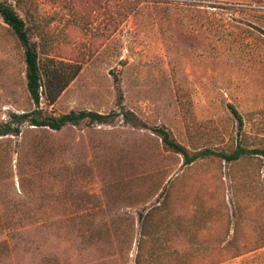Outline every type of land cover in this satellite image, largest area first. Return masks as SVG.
Instances as JSON below:
<instances>
[{"label":"rangeland","instance_id":"1","mask_svg":"<svg viewBox=\"0 0 264 264\" xmlns=\"http://www.w3.org/2000/svg\"><path fill=\"white\" fill-rule=\"evenodd\" d=\"M15 9L34 23L41 72L80 66L54 112L118 115L0 137V264H134L141 237L142 264H209L235 247L256 249L215 264H264V160L183 167L152 133L192 151L264 148V0ZM32 108L23 50L0 18V120Z\"/></svg>","mask_w":264,"mask_h":264},{"label":"trees","instance_id":"2","mask_svg":"<svg viewBox=\"0 0 264 264\" xmlns=\"http://www.w3.org/2000/svg\"><path fill=\"white\" fill-rule=\"evenodd\" d=\"M202 1L229 3L231 1L238 0ZM20 7L21 0H0V18L9 28L17 43L23 50V60L25 64V89L33 108L21 113H10L7 120H0V137H18L21 134L22 127L24 126L32 127L37 130L60 132L67 127L80 126L81 123L85 121L91 123H106L109 121L110 117L118 115L111 113L110 115L105 116L84 110L71 111L66 114H57L54 112L52 108L54 103L70 82L79 74L80 66L76 64L57 62V64L53 65V68L51 67L50 70L41 72L38 58V45L32 41L35 37L36 28L34 23L29 20V24H27L26 20L19 15L15 8ZM228 107L231 114L237 120L240 130L242 127L241 117L232 106ZM122 115L125 120H129L128 114L124 113ZM152 133L159 138L164 151L178 155L182 159L183 167H191L196 163L203 161L227 163L228 165H232L239 161L248 162L254 160L260 161L261 159L264 160V148L248 149L238 143L234 148L228 151H216L211 149L192 151L178 143L170 131L164 127H155L152 129ZM260 163L261 167H264V162ZM161 205L162 204L159 203L156 208L152 209L159 210ZM149 215L150 212H146L144 216H140L139 220L141 225L148 219ZM140 235L142 236L143 234L141 233ZM227 237L229 236H226V238ZM235 241L236 236L233 233L230 239H226L221 242L225 243L221 249L224 250L232 244L235 245ZM144 244L145 241L143 237H141L138 242L134 264L143 263L142 257L144 254ZM261 247H264V245H261ZM251 249L245 250L244 248L235 247L233 252L225 254L224 257L214 261L211 260L209 264L221 263L224 258L230 260L241 257L255 251L256 248Z\"/></svg>","mask_w":264,"mask_h":264}]
</instances>
